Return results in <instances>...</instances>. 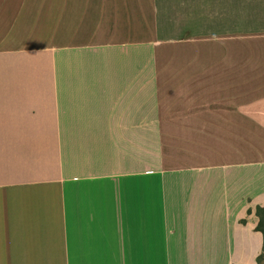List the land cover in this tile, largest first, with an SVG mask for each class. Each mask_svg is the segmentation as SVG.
Listing matches in <instances>:
<instances>
[{"label": "crops", "instance_id": "0c3cea01", "mask_svg": "<svg viewBox=\"0 0 264 264\" xmlns=\"http://www.w3.org/2000/svg\"><path fill=\"white\" fill-rule=\"evenodd\" d=\"M38 8L57 44L0 52L53 68L0 87V264H258L264 11L172 34L164 0H0Z\"/></svg>", "mask_w": 264, "mask_h": 264}, {"label": "rangeland", "instance_id": "374dc122", "mask_svg": "<svg viewBox=\"0 0 264 264\" xmlns=\"http://www.w3.org/2000/svg\"><path fill=\"white\" fill-rule=\"evenodd\" d=\"M234 2L235 0H164L162 19L167 25L176 28L172 34L209 33L224 31L220 26L229 25L234 12H239L241 19L246 15V18L253 16L259 19L257 16L260 9L264 11L260 0H239L237 5ZM49 17L52 23L53 20L57 22V17L48 16V21ZM187 28L189 30H185ZM56 37L52 29L46 35L42 8L26 13L0 14V52L52 47L57 44ZM24 53L15 56L0 54V87L28 89L53 84L50 74L53 68H50L49 61H44L41 55L36 57ZM262 253L260 264H264V251Z\"/></svg>", "mask_w": 264, "mask_h": 264}, {"label": "trees", "instance_id": "16d2710c", "mask_svg": "<svg viewBox=\"0 0 264 264\" xmlns=\"http://www.w3.org/2000/svg\"><path fill=\"white\" fill-rule=\"evenodd\" d=\"M248 213L251 214V210H248ZM256 215L259 218L257 231L262 233L263 238H264V206L256 208ZM263 251H264V244H263ZM262 258H263V253L258 257V264L261 263Z\"/></svg>", "mask_w": 264, "mask_h": 264}]
</instances>
